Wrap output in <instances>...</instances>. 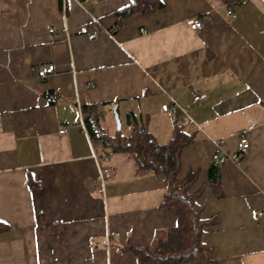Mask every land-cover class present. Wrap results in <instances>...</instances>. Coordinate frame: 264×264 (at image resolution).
Instances as JSON below:
<instances>
[{
  "label": "crops",
  "instance_id": "obj_1",
  "mask_svg": "<svg viewBox=\"0 0 264 264\" xmlns=\"http://www.w3.org/2000/svg\"><path fill=\"white\" fill-rule=\"evenodd\" d=\"M132 2L0 0V264H139L125 248H154L177 225L162 205L166 177L138 174L126 153L94 143L86 104L111 135L128 131L129 114L161 144L176 126L193 135L180 172L197 173L190 192L219 165V184L198 200L209 256L264 264V2L161 0L121 20ZM49 63L55 73L39 77ZM173 102L181 109L162 108ZM94 151L106 155L99 190Z\"/></svg>",
  "mask_w": 264,
  "mask_h": 264
},
{
  "label": "trees",
  "instance_id": "obj_2",
  "mask_svg": "<svg viewBox=\"0 0 264 264\" xmlns=\"http://www.w3.org/2000/svg\"><path fill=\"white\" fill-rule=\"evenodd\" d=\"M225 1L231 4L240 0ZM162 5L161 0H133L132 4L118 10L117 14L122 20L138 13L150 14ZM97 107L95 104H86L81 108L93 142L103 145L112 153H126L135 161L138 174H163L167 180V192L162 205L175 208L177 214V225L154 248L130 245L125 249L137 256L139 264H218L215 258L209 256L210 247L203 242L205 227L211 221L202 218L204 204H200L198 200L208 186L217 187L219 184V165L210 169L206 185L197 192H190L197 173L189 172L181 179L180 172L182 151L193 141V135L176 126L171 140L161 144L149 131L147 123L137 122L132 114H129L132 126L128 131L122 134L119 130L111 135L101 126ZM217 193L220 194L218 191ZM5 229L6 225L0 222V232Z\"/></svg>",
  "mask_w": 264,
  "mask_h": 264
},
{
  "label": "built area",
  "instance_id": "obj_3",
  "mask_svg": "<svg viewBox=\"0 0 264 264\" xmlns=\"http://www.w3.org/2000/svg\"><path fill=\"white\" fill-rule=\"evenodd\" d=\"M260 2H264V0H259ZM245 2V1H243ZM228 13L232 16H236L235 12L233 11L232 8H230L228 10ZM190 26L191 28L195 29V30H199L201 29L203 26H204V22L201 18H194L191 23H190ZM49 32L50 33H54L55 32V28L53 26H50L49 27ZM142 32L145 33L146 30L145 29H142ZM97 34V31L96 30H93L92 33H90V38H94ZM56 71V66L55 64L53 63H49V64H45V65H42L39 69H38V76L45 79L47 78L49 75L55 73ZM194 100L196 103H199L201 102L202 100V95L200 94H197L195 95L194 97ZM162 108L165 110V111H170V110H178V109H181V107L173 102V103H170V104H164L162 106ZM97 114L98 115H101L102 114V111L100 109V107H97ZM83 127L85 128V123L83 121ZM60 133L64 134L67 132V127H62L60 128L59 130ZM239 139H240V144H241V149L246 151L249 147V142L247 141L245 135L240 132L239 133ZM217 145H221L224 143V140L221 139V140H217L215 141ZM93 157L94 159L97 161L98 163V166H99V175H98V178L97 180L93 183V187L95 190H99V189H103L104 186H105V182H106V175H107V172L105 170V168L103 167V162L105 161L106 159V155L104 154H98L96 153L95 151L93 152ZM214 158L216 160L220 159L219 155L216 154L214 156ZM111 235H115V232H111Z\"/></svg>",
  "mask_w": 264,
  "mask_h": 264
},
{
  "label": "water",
  "instance_id": "obj_4",
  "mask_svg": "<svg viewBox=\"0 0 264 264\" xmlns=\"http://www.w3.org/2000/svg\"><path fill=\"white\" fill-rule=\"evenodd\" d=\"M115 118H116V122H117V128L121 129V120H120L119 114H118L116 109H115Z\"/></svg>",
  "mask_w": 264,
  "mask_h": 264
},
{
  "label": "rangeland",
  "instance_id": "obj_5",
  "mask_svg": "<svg viewBox=\"0 0 264 264\" xmlns=\"http://www.w3.org/2000/svg\"><path fill=\"white\" fill-rule=\"evenodd\" d=\"M111 123L114 124L113 129L115 130V128H117V122H116V118L114 115L111 116Z\"/></svg>",
  "mask_w": 264,
  "mask_h": 264
}]
</instances>
